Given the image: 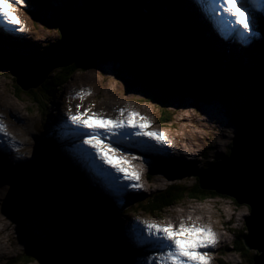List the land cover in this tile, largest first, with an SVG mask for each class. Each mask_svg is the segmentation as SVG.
Returning a JSON list of instances; mask_svg holds the SVG:
<instances>
[{
  "label": "water",
  "instance_id": "95a60500",
  "mask_svg": "<svg viewBox=\"0 0 264 264\" xmlns=\"http://www.w3.org/2000/svg\"><path fill=\"white\" fill-rule=\"evenodd\" d=\"M157 5L165 10V17L129 0H84L57 14L60 37L44 50L24 59L7 57L0 50V71L10 72L27 91L42 84L56 68L108 62L114 64L121 82L130 79L129 86L123 84L126 95L134 93L141 101L154 103L158 113L170 107L169 97L190 98L198 111L202 102L219 103V114L236 126L230 152L191 173L203 189L250 207L243 242L248 250L258 251L253 264H264V70L239 63L241 55L228 47L223 49L229 52L215 47L201 28L178 11L180 6L160 1ZM35 7L29 10L42 23L43 13L55 10L45 3ZM51 167L54 173L59 170L54 163ZM62 184L53 189L50 203L35 205L32 197L26 202L34 214L26 220L29 239L20 240L27 241L24 254L40 264H117L103 223L75 188L66 183L62 191ZM45 221L47 226L42 225ZM33 223L38 226L36 237H31Z\"/></svg>",
  "mask_w": 264,
  "mask_h": 264
},
{
  "label": "rangeland",
  "instance_id": "374dc122",
  "mask_svg": "<svg viewBox=\"0 0 264 264\" xmlns=\"http://www.w3.org/2000/svg\"><path fill=\"white\" fill-rule=\"evenodd\" d=\"M40 2V4L47 3V6L50 7H57L54 11L50 8L48 9V13H43V24L38 19H35L33 17V20L31 19V13L29 8L35 10V4ZM149 0H141V2L144 5H148ZM168 2V0H166ZM172 2V0H169ZM176 4H179L181 10H178L185 14L190 21L195 24L196 26H199L203 32L207 35L208 38H210L213 41V45L221 49L222 51L228 52V49H223L225 44L221 41V39L218 36H214L212 33H210V30L213 32H217L216 23L213 22V18L210 19V25L211 27H207V24L209 25L208 21L206 19L201 18L200 7H198V2L195 4L191 3L189 0H184L185 5L187 6L185 8V5H183L181 2H176L173 0ZM151 2H156L155 0ZM159 2V1H158ZM78 3L76 0H23V4H17L15 7V11L17 12L19 19L21 21V24L24 31L19 30L20 26H15V28L11 29V34H15L17 36H20L22 39L18 42H15L11 39V37L8 38V42L10 43V47H13L14 49H18L17 51L22 52L23 56H28L29 53L33 51L35 48V45H37V48L40 50H43L44 47L52 41H56L60 35L59 30L57 29V25L59 22V16L57 15L56 11L57 9L65 8L67 6H75V4ZM81 3H78L76 6H78ZM32 6V7H30ZM34 7V8H33ZM44 7V6H43ZM148 7V6H147ZM39 10V7H37ZM158 9V8H157ZM42 10V9H40ZM195 13V14H194ZM38 14V13H37ZM197 15V16H196ZM162 17H165V15L162 13ZM27 20H25L24 18ZM28 22V23H27ZM11 24V23H7ZM258 27L256 26V35L255 39H257L256 45H250L248 44V38L249 36H246L244 40L246 42L244 44L247 45V49L241 50L243 52V57L241 59L245 61V63H248L249 65L257 64V66H264V27L261 26V23H258ZM216 27V28H215ZM10 28V27H9ZM19 30L18 32H16ZM222 30V29H221ZM224 31V30H222ZM225 32V31H224ZM219 35L222 38H225V34L223 32H219ZM8 37V34L5 36ZM218 37V38H216ZM231 42L235 39L230 37ZM225 43L227 39H223ZM244 41L238 43L235 42V51L239 52L240 49H243L242 47L238 50L239 44H243ZM24 44L29 45V50L22 51L25 49H20V47ZM237 44V45H236ZM246 46V45H244ZM232 47V46H227ZM9 49V48H8ZM234 52V53H236ZM261 58V59H260ZM255 64V65H256ZM92 66L90 67H83L82 69L74 72L71 77L63 76L62 72L65 70L68 72L69 69L64 68H56L52 71L51 75L48 78V81L39 86L38 88L33 89L32 92H25L23 93L19 90V94L16 93L17 91L14 88V83L11 80L10 74L5 71H0V119H2L3 122H10L17 127H9L12 135H9L8 137L2 136L0 134V138H5L4 140L7 143V146H3L6 149H8L9 153H3L5 154L4 157L0 160V226L2 224H6V228L3 231L4 234L11 235L8 238H5L0 242V264H8L9 261H12L13 259L16 261L15 264H23V261L20 259L23 257L22 254H24L23 243H27V241L21 242L20 240L25 238L29 239L30 236H26V233L29 232V228H23L19 227L17 232L16 226L13 222H11L9 219L5 218L7 212L13 213L16 215L17 213L14 211V207L12 205L17 204L20 206V209L23 212L22 216H17L16 221L19 223L23 218H27V215L32 216L34 212L32 210H29L26 207V203L24 202L25 198L22 194H19L16 191V187L25 186L26 188L30 190H34L33 186L28 184L24 178H21L20 174L17 172L19 169V164H21L22 170H30L34 169L33 173L43 172L44 170V164L42 163L41 159H38L37 164L35 165V160L32 159L33 151H34V145L37 143V135L42 133V131L45 129V124L48 123L49 119H53L54 110H57V115L59 119H62L61 113H65V107L66 103H72L74 105L79 104L82 109L87 108L89 113H96L98 117L103 118H112L114 119L115 115L117 118L121 117L123 113H127V111H133L138 113V116L135 117V119L140 120L142 117L143 120L140 122L143 123H150V131L157 132V131H170V134L173 136V134L182 135V131L180 130V125L182 123V113L191 112L193 117L188 118L187 124L192 125L196 130L201 131V135L190 134L188 136V139L193 140V142H197V144L200 143V146L196 150V160H194L193 155L189 154L185 156V158L177 157L174 152L166 151L160 144L159 147L161 148V153L159 156L165 159L169 164H172L177 172L173 171H167L165 169H156L152 168V163H158L157 161H154V159H149L152 163L150 165H145L144 162L141 161H135L132 159H128V161H133V165L135 169L138 170V168H141L139 171L138 176L140 178L139 184L141 188L139 187L137 192H140L142 195H140L143 199H145L148 196H154L157 195L160 191H165L170 185L177 184L182 185L185 187H192L195 182V176L192 175V171H200L204 168H207L209 165H211L214 161H216L218 158L221 157L222 154H227L229 152L230 146L233 138L236 134V126L228 119L227 117L224 118L219 114L220 111V104L217 102H202L198 104V109L193 108V101L190 98L179 99L177 97H169L170 107L167 109H164V114L166 116H171V123L167 126L170 128H164L162 126H156L159 120H157L158 117V108H156L152 103H147L145 101H141L140 96L138 97L136 94L131 93V95H126V90L124 89V85L126 87L130 85V79L125 78L122 82L118 79L117 73L115 72L114 64L111 63H98L95 64L91 63ZM93 65H97L102 68L106 69H100L96 68ZM70 67V66H66ZM115 67L120 68L123 70V72L126 74V76H129L126 72V70L115 64ZM130 77V76H129ZM56 78H59L60 80L67 81L62 84L61 82H57L55 86H53L52 91L47 88V83H55L57 80ZM124 84V85H123ZM88 87L91 88V90H88ZM47 89V90H45ZM133 90H138L137 88ZM79 93L80 95H77ZM139 95V93H137ZM81 96L83 98H81ZM136 98H135V97ZM48 102H54V105H50V107L47 109L45 106H47ZM116 103V104H115ZM174 104V105H171ZM115 104V105H114ZM124 104V105H123ZM176 104V105H175ZM185 105L184 108L188 109H180L179 105ZM218 104V105H217ZM211 105V106H210ZM62 106H64L62 108ZM203 106H205L203 108ZM57 108V109H56ZM60 108V109H59ZM68 108V106L66 107ZM111 108V109H110ZM17 109L19 111V115H15L12 110ZM119 109H124L123 112L118 111ZM60 110V112H59ZM68 111L76 112L73 108H68ZM222 111V110H221ZM114 112V113H113ZM212 112V113H211ZM218 112V113H217ZM112 114V115H111ZM204 115L208 118V120H203L202 117ZM46 116V118H44ZM22 117V118H21ZM127 118V117H126ZM180 118V119H179ZM212 118V119H211ZM4 119V120H3ZM210 119V120H209ZM179 121V122H178ZM190 121V122H189ZM17 123V124H16ZM198 123V124H196ZM221 124H224V128L221 127ZM158 125V124H157ZM166 126V125H165ZM197 126V127H196ZM13 129V130H11ZM178 129V130H177ZM47 128L44 130L46 131ZM9 131V133H10ZM18 132V133H17ZM14 137V141L11 139ZM191 137V138H190ZM113 141H115V138ZM136 137L127 135L126 141L131 140L132 142H124L122 141L121 137L120 142L124 143H137ZM67 140V139H66ZM173 140V138H172ZM219 141V142H217ZM179 142H183L180 141ZM140 145V144H139ZM142 146V145H141ZM150 146L154 149H156V145L153 143H150ZM110 147V146H109ZM42 150H44V153L41 155V158L44 156V158L47 156V150L46 145H41ZM53 146L51 145V151ZM50 151V152H51ZM206 151V152H205ZM113 155L117 157H123V159H127L126 154L112 153ZM21 155V156H20ZM77 157H85L84 160H79V162H84L85 165L81 168V170H94L95 166L102 165L103 162L98 160L95 156V153L90 148L87 150V152L84 155H78ZM187 157V158H186ZM15 158L19 159L17 162ZM198 158V159H197ZM14 161V163L11 160ZM27 159L30 166H26L24 164V160ZM31 159V160H30ZM141 164V165H140ZM25 168H24V166ZM137 168V169H136ZM187 169V170H186ZM114 170V169H113ZM175 170V169H174ZM152 171L151 179H147V174ZM190 171V172H188ZM18 176L17 179H14L13 175ZM26 175H29V173H26ZM45 187L51 186L48 183H45ZM118 189H121L119 185H117ZM13 189V191H12ZM102 189V188H101ZM52 190V188H51ZM40 191L42 193L43 198H45L44 190L40 188ZM99 191V190H98ZM115 190H111V192H114ZM35 193H38V186L35 182ZM95 194V197L89 196L91 198L92 204L95 201L96 197H100V193H95L94 191L91 192V194ZM134 193V192H133ZM164 195V194H162ZM118 198L115 199V201ZM140 201V203L144 202L145 200ZM139 201V200H138ZM182 203L174 204L167 210L163 211L160 214H144L143 210H139L137 208V213L135 214H141L145 215V217H136L134 216L135 211V205L137 204V201L133 203L134 207H127L129 210L124 209V207L127 206L126 203H121L118 206V209L116 208V216H119L120 220L119 223L124 225V219L130 217L133 221H150V222H156L158 224H167L168 222L172 223L173 226L178 225L181 220L185 224L188 223H197L204 225L206 227L214 226L213 233H215L216 238V244L215 247L218 248V252H215L213 250H206L207 256L209 259V264H228V261L231 262V264H252L250 263L249 255L250 254H256L255 251L247 250L245 251L246 256L241 255L238 251H233L232 245L235 244L234 239L238 240L241 239L243 241V237L241 236L242 232H246V226H245V217L249 214V209L245 205H241L236 203L232 198L228 196H215L213 198H205L203 200L198 199H191L188 197L183 198L181 201ZM91 204V205H92ZM130 204V203H129ZM222 205V206H221ZM11 206L10 208H8ZM123 206V207H122ZM192 207V209L190 208ZM27 208L28 210L24 209ZM26 211V214L24 212ZM97 210V209H96ZM127 210V211H126ZM188 210V211H187ZM225 210V211H224ZM233 212L236 213H242V218L238 221L239 218L235 219V216ZM16 213V214H15ZM159 213V212H158ZM183 213V214H182ZM193 215V216H192ZM112 217L114 219H117L115 216H111L109 214H105V218ZM158 217V218H156ZM5 218V219H4ZM22 218V219H21ZM4 219V220H3ZM154 219V220H153ZM3 220V221H2ZM106 221V220H105ZM236 221V222H235ZM107 222V221H106ZM109 223V222H107ZM30 224V223H29ZM10 227H9V226ZM35 225V232L37 231V225L32 224L31 228ZM42 225L47 226V222H42ZM121 225V231H126V229ZM8 226V227H7ZM13 231V232H12ZM41 231V229H40ZM6 232V233H5ZM17 232V234H21L19 238H17V235L14 236L13 233ZM138 232L136 230L133 231ZM25 233V234H24ZM140 233V232H139ZM221 233L222 238H221ZM125 237H128L127 234H122ZM25 235V236H24ZM220 235V239L219 236ZM35 237V233L31 234V237ZM121 240H124V238L121 236ZM222 239L227 240V244H225L224 249L220 248L222 245ZM42 240V237L39 239H35V243L40 242ZM5 242V243H3ZM4 245H3V244ZM32 243V244H35ZM233 243V244H232ZM5 248V249H4ZM220 248V249H219ZM148 249V248H147ZM227 250V251H226ZM258 253V252H257ZM214 255V256H213ZM36 257V256H35ZM20 260V263H17V261ZM220 260V261H219ZM132 263V259H131ZM28 264H40L38 260H33ZM125 264H130V261L128 260L125 262Z\"/></svg>",
  "mask_w": 264,
  "mask_h": 264
},
{
  "label": "snow or ice",
  "instance_id": "6c2138e0",
  "mask_svg": "<svg viewBox=\"0 0 264 264\" xmlns=\"http://www.w3.org/2000/svg\"><path fill=\"white\" fill-rule=\"evenodd\" d=\"M258 0H215L217 7L213 13L223 15L227 27L236 26L244 34L251 30L252 10L247 6L249 3L255 4ZM17 4H23V0H0V19H3L13 25L20 26L19 30L24 31L19 17L15 14ZM205 9L202 8V11ZM77 95H80L77 93ZM81 98H83L81 96ZM77 111L73 114L71 111L67 114V121L78 129H87L86 132H80L83 140L77 136V142L90 146L98 160L104 165L111 166L117 173H122L124 180H137L136 172H129L120 162L127 164L123 157L113 155L116 149H111L108 144L103 143L101 137L115 136L124 128H139L137 135H144L155 139L157 142H163V134L159 132L144 131L146 124L140 122L143 120L134 119L138 113L129 111L127 118L108 119L98 117L96 113L84 116L80 112V105H76ZM118 111L123 112L124 109ZM0 134L8 137L7 126L0 119ZM123 134V133H121ZM14 141V137L11 138ZM119 161V162H118ZM125 187H139L138 184H128ZM142 227V235L136 237V243L139 245L147 244L155 248L151 255L146 256L145 261H154L155 264H209V257L206 250L209 247L214 248L216 236L213 231L201 224L188 223L183 220L173 227L172 223L158 224L154 222L139 221Z\"/></svg>",
  "mask_w": 264,
  "mask_h": 264
},
{
  "label": "bare ground",
  "instance_id": "6f19581e",
  "mask_svg": "<svg viewBox=\"0 0 264 264\" xmlns=\"http://www.w3.org/2000/svg\"><path fill=\"white\" fill-rule=\"evenodd\" d=\"M128 1V0H127ZM136 3H138L139 5H141L142 7H147V6H154V4L156 3V5H157V2L158 1H161V0H155L156 2H151V1H153V0H149L148 2H149V4L146 6V5H144L142 2H141V0H134ZM138 1V2H137ZM199 4V6H201L203 9H205L204 11H203V14H202V16H201V18L202 19H206V21H208V23H209V25H210V19H211V17L208 15V13L206 12V10H210V7L209 6H207V5H205L204 4V1L203 0H196ZM260 1H262V2H264V0H260ZM171 3H174V4H176L173 0H172V2ZM203 4H204V6H203ZM206 6V7H205ZM157 8V7H156ZM195 14V13H194ZM192 25H194L191 21H189ZM261 26L262 27H264V20L261 22ZM199 27V26H198ZM200 28V27H199ZM232 28V27H231ZM225 33L227 34V31H225ZM11 39L14 41V38L13 37H11ZM235 41V40H234ZM234 41H232L233 43L232 44H235L234 43ZM230 45V46H232V47H235V45ZM23 46H25V47H20V49H25V50H27V49H29V45H27V44H24ZM13 48V47H12ZM226 50V49H225ZM228 50H230V49H228ZM26 52V51H25ZM229 52V51H228ZM261 59V58H260ZM116 104V103H115ZM114 104V105H115ZM124 105V104H123ZM57 109V108H56ZM111 109V108H110ZM12 112L15 114V115H19V111L17 110V109H14V110H12ZM114 113V112H113ZM212 113V112H211ZM112 115V114H111ZM117 115V114H116ZM115 115V117H114V119H117V116ZM123 115V114H122ZM181 117H182V123H181V125H180V130L183 132L182 133V135H177V134H173V136L170 134V131H157V132H159V133H162L163 134V142H160V145L166 150V151H171V152H174L175 154H176V156L177 157H182V158H185V156H187V155H193V157H194V160H196V150H197V148L200 146V143L199 144H197V142H193V140H191V139H188V136L192 133V134H194V136H195V134L196 135H201L200 134V132L201 131H199V130H196L193 126H191V125H189V124H187L186 122H187V120H188V118H190V117H193V115H192V113L191 112H187V113H182L181 114ZM22 118V117H21ZM119 118V117H118ZM203 118V120H208V118L204 115V117H202ZM112 119V118H111ZM180 119V118H179ZM212 119V118H211ZM4 120V119H3ZM210 120V119H209ZM152 121H150L149 123H145L146 124V129H150V123H151ZM179 122V121H178ZM190 122V121H189ZM6 126H7V133H9V131H10V128L9 127H17V125H15V124H13V123H10V122H3ZM17 124V123H16ZM196 124H198V123H196ZM197 127V126H196ZM45 130V129H44ZM44 130L42 131V133L44 132ZM178 130V129H177ZM150 131V130H149ZM128 131H126V133H127ZM42 133H40V134H42ZM202 133V132H201ZM39 134V135H40ZM129 135H131V134H129ZM2 136H4V135H2ZM38 136V135H37ZM131 136H134V137H136L137 139H136V141L140 144V145H142V147H144L145 149H149V150H153V148L150 146V143H152L153 144V142H150L149 140H144V138H142V137H139V135H137V133L136 132H134V133H132V135ZM3 138V137H2ZM172 138H173V140H172ZM191 138V137H190ZM37 139H40V138H37ZM121 139H122V141H124V142H132L131 140H128V141H126V136H124V137H121ZM179 140L180 141H183L182 143L181 142H179ZM41 141H43V140H41ZM114 142H118V141H114ZM217 142H219V141H217ZM38 143V142H37ZM120 143H122V142H120ZM122 148H123V152H126L125 150H124V146L122 145V144H119ZM0 147H1V144H0ZM3 149H0L3 153H6V154H8L9 153V151H6L5 149V147H2ZM110 148H111V146H110ZM196 149V150H195ZM35 159H40V157H41V155L44 153V150H38V149H36L35 148ZM206 152V151H205ZM122 154H126V153H122ZM5 155V154H4ZM127 155V154H126ZM21 156V155H20ZM187 158V157H186ZM77 159H79V160H84L83 159V157H77ZM198 159V158H197ZM15 160L18 162L19 161V159H17V158H15ZM125 160V159H124ZM101 162V161H100ZM129 162H131V163H133V161H129ZM66 163V162H65ZM108 166V165H107ZM122 166H124L123 164H122ZM108 167H110L111 168V166H108ZM97 168H99V169H97ZM94 170H96V171H98V172H102L103 171V167L102 166H100V165H98V166H95V168H94ZM111 170H113V168H111ZM138 170L140 171L141 170V168H138ZM79 171L81 172L82 170L81 169H79ZM138 171V172H139ZM25 173H27L26 171H25ZM53 173V175H55L56 173H58L57 171L54 173V172H52ZM69 174H71V175H73V173L71 172H69ZM67 173H66V175L64 176V182H63V184L60 182V183H58V186L60 185V184H62V191H64V184H65V182H66V178H67ZM53 190V189H52ZM46 193H48V198H49V192L48 191H46ZM32 194V193H31ZM44 194H45V191H44ZM95 194L93 193L92 195H87V196H85V197H81V200H83L85 203H89L90 205L92 204V201H91V198L89 197V196H92V197H95L94 196ZM46 194H45V198H46ZM222 206V205H221ZM12 207H14V211L17 213H15L16 215H14L13 213H8L7 212V214H6V217L5 218H7V219H9L11 222H13L14 223V225L16 226V230H17V232H20V230L18 231V228L19 227H23V228H26L27 227V223H26V220L30 217L29 215H27L26 214V211L24 210V212H25V214L27 215V218H21L22 220L19 222V223H17V221H16V217L17 216H22L23 217V212H22V210L20 209V206L19 205H17V204H14V205H12ZM11 207V208H12ZM190 208L192 209V207L190 206ZM188 211V210H187ZM225 211V210H224ZM158 213V212H157ZM183 214V213H182ZM233 214H234V216H235V219H237V218H239L238 219V221L242 218V216L241 215H243L241 212L240 213H236V212H233ZM33 215V214H32ZM193 216V215H192ZM4 218V219H5ZM3 219V220H4ZM2 220V221H3ZM31 221L32 220H29V223H31ZM236 222V221H235ZM9 226V225H8ZM7 226V227H8ZM10 227V226H9ZM5 228H6V224H2L1 226H0V242H2V240L3 239H5V238H8L10 235H11V233H10V235L9 234H4V230H5ZM34 228H35V225L31 228L33 231H34ZM118 228H119V230H121V225H119L118 226ZM13 232V231H12ZM17 232H14L13 233V235L14 236H16L17 235V238H19L20 236H21V234L19 233V234H17ZM6 233V232H5ZM219 234H221V233H219ZM35 237H36V232H35ZM219 237V239H220V235L218 236ZM217 238V237H216ZM221 238H222V234H221ZM222 241V245H221V247L220 248H223L224 249V247H225V244H227L228 242H227V240H224V239H222L221 240ZM3 243H5V242H3ZM2 243V244H3ZM217 243V242H216ZM233 244V243H232ZM4 245V244H3ZM233 247V246H232ZM209 248H212V247H209ZM209 248H207L208 250H209ZM217 247H214V248H212V249H216ZM219 248V249H220ZM5 249V248H4ZM227 251V250H226ZM214 256V255H213ZM130 260H128V262H129ZM132 264V263H131ZM228 264H231V262H229L228 261Z\"/></svg>",
  "mask_w": 264,
  "mask_h": 264
},
{
  "label": "trees",
  "instance_id": "16d2710c",
  "mask_svg": "<svg viewBox=\"0 0 264 264\" xmlns=\"http://www.w3.org/2000/svg\"><path fill=\"white\" fill-rule=\"evenodd\" d=\"M135 2V1H134ZM138 2V1H137ZM73 6H68V7H65L63 8L64 10L65 9H70L72 8ZM186 17V16H185ZM242 62V61H241ZM79 65L75 64V65H72L70 66L69 69L70 72H69V76L78 69ZM262 69V67L260 68ZM65 82V81H64ZM63 82V83H64ZM57 83V82H56ZM20 90V89H19ZM18 92V90H17ZM30 92H32V90H30ZM171 116H162L160 117V121H170L171 120ZM40 139H38V143H40L41 145H46V150H48V153H49V147H51V145L49 144L48 140L43 138V137H40ZM43 140V141H41ZM63 165H65V168L67 170V175L69 176V178L72 180L74 179L73 176H71V174H69V172L71 173L70 169H69V166L68 164H66L65 162H63ZM52 163H50L51 165ZM160 166L162 168H165V170L167 171H173V172H177L176 171V168L170 164H160ZM175 169V170H174ZM187 170V169H186ZM190 172V171H188ZM62 176L58 175V174H51V171H50V166L49 165H46V171L45 172H40V174L38 173H35L33 174V178H34V187H35V182L37 183V186H38V193H35L34 191H31L30 189H27L25 188V193L28 191L30 193V195L32 196L33 199H35V204H39L43 199L41 198L42 196V193L40 191V188L42 190H44L45 192L47 191V187H45V183H48V184H51V185H58V181H61ZM25 179V178H24ZM32 193V194H31ZM215 195L217 196H224V195H220V194H217L215 191H207V190H204L203 188H201V186L199 185V183H195L192 187H185V186H182V185H177V184H173V185H170L167 189H166V192L164 193V195H161V197L157 198V197H154L153 198V205H148V206H145V204L142 202V203H138L139 206H141L142 208H148L150 210H153L158 212L157 209L159 210H162L164 209L165 207H169L171 205H174L175 203L181 201L183 198L185 197H188V198H195V199H205V198H208V197H214ZM48 198L47 200L44 201V205L47 204L48 202ZM234 200V199H232ZM235 201V200H234ZM156 202V203H155ZM236 202V201H235ZM155 203V204H154ZM111 226V230L114 229V227ZM244 232V231H243ZM241 233L242 237L244 236L245 233ZM233 246V250L234 251H238L241 255L244 254V256H246L247 254H245V251H247L248 249H246L245 245H244V242L241 241V239H238L235 241V244L232 245ZM252 251V250H251ZM249 261L250 263H252L253 261V257H254V254H250L249 255ZM30 256H27L25 257V262H23L24 264H27V262L30 260L29 259ZM16 261L13 260V261H10L8 264H15ZM125 264V263H124Z\"/></svg>",
  "mask_w": 264,
  "mask_h": 264
},
{
  "label": "clouds",
  "instance_id": "9594fccd",
  "mask_svg": "<svg viewBox=\"0 0 264 264\" xmlns=\"http://www.w3.org/2000/svg\"><path fill=\"white\" fill-rule=\"evenodd\" d=\"M234 199V198H233ZM235 200V199H234ZM236 201V200H235ZM248 209L250 208V207H247ZM250 211V210H249ZM247 231V230H246ZM246 233V232H245ZM247 249V248H246ZM252 251H255V252H258L257 250H252ZM255 255V254H254ZM252 264H253V261H252Z\"/></svg>",
  "mask_w": 264,
  "mask_h": 264
}]
</instances>
